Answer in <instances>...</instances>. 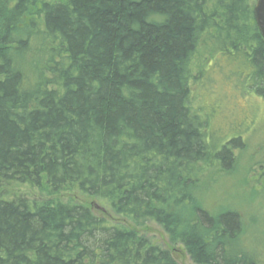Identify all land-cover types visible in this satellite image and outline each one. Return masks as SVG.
<instances>
[{
	"label": "trees",
	"instance_id": "16d2710c",
	"mask_svg": "<svg viewBox=\"0 0 264 264\" xmlns=\"http://www.w3.org/2000/svg\"><path fill=\"white\" fill-rule=\"evenodd\" d=\"M254 1L0 0V194L45 195L0 196V264H178L147 223L192 264H264L242 253L237 213L201 205L249 126L211 130L215 109L192 91L212 44L210 68L264 99ZM239 60L249 67L233 74ZM64 192L106 202L120 223Z\"/></svg>",
	"mask_w": 264,
	"mask_h": 264
},
{
	"label": "rangeland",
	"instance_id": "374dc122",
	"mask_svg": "<svg viewBox=\"0 0 264 264\" xmlns=\"http://www.w3.org/2000/svg\"><path fill=\"white\" fill-rule=\"evenodd\" d=\"M210 41L208 40V42ZM211 45L203 46L204 51H200L201 64L203 65L200 69L206 71L199 79L200 84H195L192 87L195 104L203 107L204 113L208 110L212 111V108L215 109L212 113L213 117L207 118L211 130L219 129L223 127V124L239 127L240 131L249 127L241 136L244 139L242 149L235 152L237 154L236 166L233 165L230 173L219 174L216 172L211 176L212 180L210 179L204 190L201 205L213 215L227 210L237 213L243 227L239 247L245 256L248 258L253 256L259 261L264 258V177L261 167L264 162V99L255 96L248 88L246 91L243 90L241 88L242 81L230 73V67L223 65L225 68L220 69L221 71L215 67L210 68L212 58L208 57V60L205 58L210 52ZM215 49L217 48L215 47ZM31 50L35 51L32 46ZM26 51L28 53L30 50L26 48ZM212 55L215 60L219 59L220 55L215 50ZM14 61L17 64L16 67L20 68L22 72L24 71L23 76L31 81L32 69L28 65L24 68L20 66L22 62L17 58H14ZM238 63L234 67L233 74L237 72L236 69L238 72L242 71L241 65H244L246 69L249 67L242 64L243 61L239 60ZM204 88L207 90L205 91ZM13 193L30 200L45 198L43 193L22 185H13L4 189L0 196L8 198L15 195ZM57 197L62 201H73L87 206L95 213L106 216L113 223H120L113 221L116 218L112 215L109 205L104 201L72 192H64ZM141 230L153 242L169 249L178 264H192L182 252L181 246L171 245L167 241V237L160 227L147 223L141 226Z\"/></svg>",
	"mask_w": 264,
	"mask_h": 264
},
{
	"label": "water",
	"instance_id": "95a60500",
	"mask_svg": "<svg viewBox=\"0 0 264 264\" xmlns=\"http://www.w3.org/2000/svg\"><path fill=\"white\" fill-rule=\"evenodd\" d=\"M253 19L260 37L264 41V0H256L253 8Z\"/></svg>",
	"mask_w": 264,
	"mask_h": 264
}]
</instances>
